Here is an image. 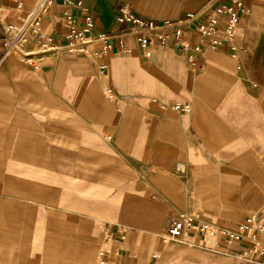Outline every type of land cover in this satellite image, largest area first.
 <instances>
[{"label":"rangeland","instance_id":"1","mask_svg":"<svg viewBox=\"0 0 264 264\" xmlns=\"http://www.w3.org/2000/svg\"><path fill=\"white\" fill-rule=\"evenodd\" d=\"M234 47L193 62L179 53L115 56L109 74L68 54L41 55L39 75L14 61L25 69L8 77L18 104L0 118V206L14 247L8 262L0 250V264H44V242L58 238L77 250L91 241V257L70 264H95L119 203L138 199L149 180L152 196L176 211L154 238L171 257H182L175 249L184 240L161 236L178 215L217 227L264 216V14L240 24ZM132 58L154 85L114 76L115 62ZM176 104L189 111L174 112Z\"/></svg>","mask_w":264,"mask_h":264},{"label":"crops","instance_id":"2","mask_svg":"<svg viewBox=\"0 0 264 264\" xmlns=\"http://www.w3.org/2000/svg\"><path fill=\"white\" fill-rule=\"evenodd\" d=\"M39 0H0V8L3 11L0 14V118H8L13 116L18 104L9 93V78L10 75L25 73V69L21 66L15 65L14 61L24 62L26 68H29L36 74H40L41 68L44 66L39 64L42 57L39 54H34L37 50V45L31 39L27 41L22 51L28 56L18 55V57L8 56L1 59L2 55V39L4 36L3 28L8 24L20 25L21 20L27 19L29 16L38 12L37 3ZM210 0H83L82 4L85 8L94 13L97 18V27L94 32L106 31L108 33L115 32L118 28L115 16V7L118 3H126L132 13L139 15L142 18L153 21H176L186 14H194L200 11L206 3ZM228 0H221L222 3H227ZM77 3V0H47V3L39 11L40 30L54 39H58L65 34L64 17L66 14L77 15L78 10L72 6ZM249 12L247 15L242 16L238 27L245 19H253L258 15L264 14V0H245ZM237 27V28H238ZM127 30V27L121 28L119 32L115 33L113 40L114 51H118L119 55L121 50L130 48L132 53H137L138 47L136 43L126 36L119 34ZM29 31L27 32V34ZM237 34V30H236ZM183 39L192 44L202 45L204 53L213 51L207 49V39L195 31H185ZM220 53L228 51L225 46L222 49L216 50ZM129 53V54H132ZM178 52L172 45L166 48H154L152 55L156 58L165 55L171 57H178ZM55 56L56 54H45ZM58 57V56H57ZM112 58L108 56L105 59L107 65V73H110V64ZM92 68L96 66L90 59H86ZM164 67L168 74L175 73V68L164 60ZM97 70V69H96ZM31 71V72H32ZM28 72V71H27ZM133 73L135 78L139 79L142 87L154 85L155 78L142 69L136 60L128 59L126 62L118 60L113 66V74L115 77ZM43 74V72H42ZM108 97V101L110 102ZM128 113L125 118L128 119ZM151 176V174H148ZM242 179L238 188L242 193L240 186H242ZM151 180L141 182L140 186H144L138 195V199L124 198L119 203L116 210L117 222L107 223L102 235L104 248L108 250V263L107 264H264L263 255H252L248 251V245H232L230 247L213 248L211 246L203 245L197 237H190L175 249V253L182 257H171L170 252L164 253L163 248L160 249V242L154 241L162 233L167 219L176 214L161 203L159 200L152 196V191L148 186H152ZM217 190L226 192L224 183L219 181ZM243 195V193H242ZM6 210L0 206V250L3 252V261L8 262L10 259L11 249L14 247L13 236L5 229L2 223V218ZM13 212L9 211L11 215ZM118 224L127 227L125 239L121 241L116 234V227ZM57 231H64L62 226L57 227ZM61 238L56 241L47 240L44 242L45 253L41 256V263L44 264H70L73 261H80L88 259L93 253V244L88 241L87 244L80 250H77L71 241L62 242ZM201 244V245H200ZM186 246V247H185ZM160 250V251H159ZM209 250L212 253L205 252ZM157 256L155 255V252ZM214 256L217 258L215 259ZM47 260V261H46Z\"/></svg>","mask_w":264,"mask_h":264},{"label":"built area","instance_id":"3","mask_svg":"<svg viewBox=\"0 0 264 264\" xmlns=\"http://www.w3.org/2000/svg\"><path fill=\"white\" fill-rule=\"evenodd\" d=\"M63 1L69 2V0ZM82 1L77 0L72 6L78 10L77 15H65V34L54 39L40 30L39 11L47 0H39L36 14L21 20L20 25L8 23L3 28L1 59L14 52L28 56L29 54H24L22 49L31 39L37 45L34 54H68L85 57L93 62L99 73L103 74L107 71L105 59L108 56L119 55L118 51H114L115 33L127 27V30L119 35L132 39L142 58L149 59L154 48H166L172 45L179 54L188 56L189 61L193 62L194 57L203 54L204 47L185 41L183 39L185 31H195L201 38L207 39V49L219 50L227 46L228 51L232 52L235 51L234 39L240 19L249 12L245 0H228L227 3L210 0L197 13L186 14L176 21H153L132 13L126 3H118L115 7L118 28L115 32L108 33L94 32L97 18L93 12L83 6ZM2 12L0 8V14ZM120 53L129 54L132 50L125 48ZM172 110L177 113L189 111L188 106L183 104H176ZM126 232L124 227L120 225L116 227V234L121 241L125 239ZM190 237H197L203 245L213 248L248 245L249 253L261 256L264 254V216L253 215L233 226L217 227L200 219L199 216L181 214L169 221L161 236L163 243L178 239L186 240ZM108 254V250L103 248L95 264H107Z\"/></svg>","mask_w":264,"mask_h":264},{"label":"bare ground","instance_id":"4","mask_svg":"<svg viewBox=\"0 0 264 264\" xmlns=\"http://www.w3.org/2000/svg\"><path fill=\"white\" fill-rule=\"evenodd\" d=\"M247 189H248V188H247V187H245V189H244L243 193L247 192ZM46 261H47V260H46Z\"/></svg>","mask_w":264,"mask_h":264}]
</instances>
